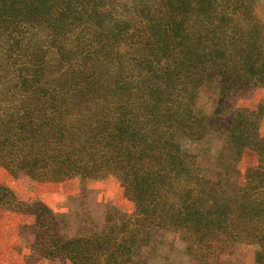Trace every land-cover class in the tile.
I'll return each instance as SVG.
<instances>
[{"label": "rangeland", "instance_id": "obj_1", "mask_svg": "<svg viewBox=\"0 0 264 264\" xmlns=\"http://www.w3.org/2000/svg\"><path fill=\"white\" fill-rule=\"evenodd\" d=\"M52 1V17L66 7L63 36L0 49V264H264V0ZM119 127L126 144L164 146L183 164L168 184L171 162L135 161L166 175L157 204L139 201L122 170L93 165ZM189 189L225 214L224 229L197 227L181 207ZM51 217L63 240L84 241L65 259L48 257ZM133 229L130 256L114 242L96 255L104 235Z\"/></svg>", "mask_w": 264, "mask_h": 264}, {"label": "trees", "instance_id": "obj_2", "mask_svg": "<svg viewBox=\"0 0 264 264\" xmlns=\"http://www.w3.org/2000/svg\"><path fill=\"white\" fill-rule=\"evenodd\" d=\"M34 2L42 4L45 10L40 12L36 8H32ZM54 3L55 2L52 0H0V49L2 46H4V43H7L8 46H6V48L11 53L20 51L22 43H24L23 46L26 48L31 46H41V38L39 37L40 34L50 33L55 35V33H59L60 36L57 37L55 35V37L59 38L63 36L64 34L60 29L64 28V20L66 18L64 16L62 17L61 13H64L66 7L61 6L59 10L61 12H59L58 16L52 17L49 15V13L53 8ZM82 10L84 11L86 9L81 8V11ZM34 13H44V16L43 18L33 19L30 15ZM8 14H11L12 16ZM86 18L88 19V16H86L84 20ZM91 19L92 18L88 20L91 21ZM78 20L79 19L77 18H73L68 25L73 26L72 28L75 29L77 26H80V21L79 23H76ZM84 23L89 26L88 22L84 21ZM57 42L58 41L54 43ZM2 65L3 63L0 61V69ZM17 122V127L26 134H28V132L31 131L35 126L33 123L26 121L24 118L17 120ZM113 134V136H108L109 141H107L104 146L99 142V146L103 148L100 151L101 161L97 162V164H93L94 167H98L101 171H103L102 173L106 174L110 172L115 173L116 171L122 170L121 173L125 176V182L133 187V192L139 201L145 202L150 199L152 203L157 204L161 199L163 185L167 184L168 182L166 175L164 173L160 174L161 170L158 172L147 171L141 174V172L137 171L134 164H136L135 161L142 162L144 159L151 157L153 159H157L158 161L167 160V162H171V166H174L176 157L171 154L172 150L164 146H155V144L146 145L145 147L141 148V146L138 145L139 142L132 144V146L128 145L125 143L126 129L123 127H119ZM16 135L17 134H15V136ZM61 136L64 137V134L62 133ZM7 138L8 137H6L4 140ZM177 161V165L172 168L174 179L173 181L168 182V184L174 182V180H177V177H179L180 174H182V171H184L181 160L179 161L177 159ZM62 168H70V165L64 164ZM189 190V193H186V190H183L182 194L180 195L181 207L185 210H189V212H195L199 215L200 219L197 227L203 224L207 230L205 233H210L211 231L217 229L218 231L224 229L226 226L225 214L220 213L218 215H214L216 210L213 212L208 210L209 204H207L203 198L196 200L199 204L197 202L193 203L190 200L192 189ZM151 208H153V206L148 205L146 207H142L141 210L150 211ZM152 210H154V208ZM152 212L150 211L149 213ZM250 217L251 219L258 218L261 217V214L251 211ZM51 220L55 227L56 237L52 238L54 252L53 254L52 252L48 254L49 258H64L67 256L64 252L65 247H75L78 244L81 246L83 245L84 241L78 237L72 240H63V238L59 237V226L53 217H51ZM123 231L124 230H122V232ZM104 236L106 238L105 241L103 243L96 244V255H100L101 251L109 246L110 243L114 242L120 249L121 257V255L124 254L123 251L125 250H127V252H125L128 254V256H130V251L136 245V236L139 235L135 229H133L128 231L127 238L123 235H120L118 239L116 237L113 238V236ZM77 256H79L81 259H78L77 257L72 258L75 256H69V259H71L73 264H85V262H83L84 256ZM118 258L119 256L113 255L110 258V262L105 260V264H124V262L119 261Z\"/></svg>", "mask_w": 264, "mask_h": 264}]
</instances>
